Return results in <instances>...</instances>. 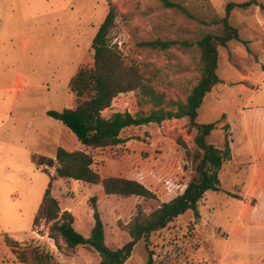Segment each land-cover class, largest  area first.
Listing matches in <instances>:
<instances>
[{"label":"rangeland","instance_id":"1","mask_svg":"<svg viewBox=\"0 0 264 264\" xmlns=\"http://www.w3.org/2000/svg\"><path fill=\"white\" fill-rule=\"evenodd\" d=\"M246 1L0 0V249L10 247L14 254L9 258H17L14 250L29 247L50 253L47 244L52 242L60 264H100V255L84 246L71 250L60 239L58 247L54 239L42 236L41 246L25 240L32 238V230L47 235L50 227L44 220L34 225L48 173L54 175L52 194L61 208H71L75 227L85 236L95 223L91 198L97 196L112 248L131 239L128 224L139 209L150 213L181 194L194 174L197 131L188 130V118L133 126L122 133L127 142L90 148L48 114L76 107L70 81L81 68L94 66L93 39L110 8L117 11L111 44L127 64L141 66L168 106L170 98L185 101L199 81L201 34L219 33L227 4ZM230 22L241 39L219 47L222 82L206 95L197 118L199 123L216 122L210 143L221 148L230 143L221 189L208 191L196 211L179 216L147 241L139 240L125 264H147L150 252L155 264H264V0L235 7ZM158 38L177 44L166 50L141 45ZM155 108L151 97L131 91L117 96L103 114ZM60 147L91 153L102 177L138 179L157 198L108 195L101 184L59 177ZM43 156L54 158L55 166L40 165ZM250 174L256 189L255 182L248 187ZM6 236L24 241L9 245Z\"/></svg>","mask_w":264,"mask_h":264},{"label":"trees","instance_id":"2","mask_svg":"<svg viewBox=\"0 0 264 264\" xmlns=\"http://www.w3.org/2000/svg\"><path fill=\"white\" fill-rule=\"evenodd\" d=\"M255 0L243 3L230 2L226 6V15L220 18L222 24L219 33L204 31L197 41L202 66L200 78L185 101L170 98L168 106H163V95L157 93L149 78L138 64H127L119 50L111 44V32L116 25L117 11L112 6L100 25L94 39V66L81 68L70 81L71 90L77 96L76 107L63 111L49 110L48 114L64 123L90 148H105L123 144L129 138L122 133L127 128L150 123H162L167 119L188 118V130H196L194 141L197 150L192 155L187 144L181 143L192 155L194 174L185 190L169 201L162 202L155 210L146 213L141 209L128 224L131 239L122 247L112 248L106 242L105 225L97 209V196L91 198L94 208L95 223L89 236H85L75 227V216L68 210H62L60 201L52 194L54 175L48 173L50 182L36 213L34 225L41 221L50 223L49 236L60 247V239L68 249L74 250L82 245L96 251L100 264H125L132 255L139 240H148L152 233L166 228L179 216L189 211H196L198 203L208 191L221 189L220 172L224 163L231 158L229 141L224 148L209 142V137L216 128V122L199 123V108L206 95L222 82L218 74L219 47L227 46L231 40H240L237 27L230 22L232 9L237 6H249ZM170 6H176L167 2ZM176 40L155 39L142 42L141 45L154 49L166 50L176 45ZM138 91L149 96L157 108L149 113L132 114L129 111H117L105 116L103 111L110 108L114 99L122 93ZM191 157V156H190ZM57 175L89 184H101L106 194L125 197L138 196L145 199H156L157 194L138 179L123 176L102 177L94 168V157L84 150L68 151L60 147L57 151ZM40 165L55 166V159L40 157ZM6 242L14 245L17 241L6 236ZM18 260L26 264H60L53 255L43 252L38 247L24 248L15 251ZM147 264H155L152 253H149Z\"/></svg>","mask_w":264,"mask_h":264},{"label":"crops","instance_id":"3","mask_svg":"<svg viewBox=\"0 0 264 264\" xmlns=\"http://www.w3.org/2000/svg\"><path fill=\"white\" fill-rule=\"evenodd\" d=\"M232 147V146H231ZM232 151H233V149H232ZM233 159V158H232ZM248 178H251V180H250V183H249V186L248 187H251V184H253L254 182H255V189H256V180L254 179V177H253V175H251L250 174V176H248ZM244 185V184H243ZM249 193V192H248ZM238 196H241V194H237ZM252 196V195H251ZM250 196V197H251ZM244 197H247V194L244 196ZM254 197H256V191H255V194H254ZM241 198V197H240ZM65 209H68V210H71V208L70 207H68V206H66V207H62V210H65ZM76 222V221H75ZM92 222H91V224H90V226H89V229L90 228H92ZM92 230V229H91ZM91 233V232H90ZM46 234L47 235H40L37 231H34V230H32V238H29V239H25V240H35V243H37L36 245H38V246H41V245H43V240H39V237H44V239H46V237L47 238H49V239H51V240H53L52 238H50V237H48V234H49V227H48V229H47V231H46ZM15 240H17V241H24V239H21V238H18V237H15L14 238ZM64 243V242H63ZM48 246H47V250L48 251H50V253L51 254H53L54 256H56V258H55V261H57V262H60L61 263V260H60V258H58V256H57V254H55V249L53 248L54 247V245L52 244V242H48V244H47ZM82 245H79V246H77V248L76 249H78L79 247H81ZM14 253H13V251H12V249L10 248V247H8L7 246V249L6 250H1L0 249V264H26V263H24V262H22V261H20V260H18V259H16V258H9L8 256L9 255H13ZM38 264H49V263H38ZM84 264H89L88 262H84Z\"/></svg>","mask_w":264,"mask_h":264}]
</instances>
